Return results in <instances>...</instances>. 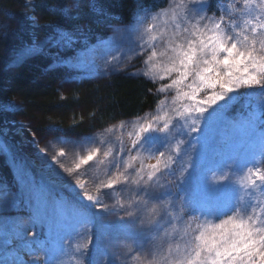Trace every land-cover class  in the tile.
I'll use <instances>...</instances> for the list:
<instances>
[{"label":"snow or ice","instance_id":"obj_1","mask_svg":"<svg viewBox=\"0 0 264 264\" xmlns=\"http://www.w3.org/2000/svg\"><path fill=\"white\" fill-rule=\"evenodd\" d=\"M87 3L99 17L95 23H103L102 18L118 21L108 24L118 40L90 46L86 25L79 23L81 0L53 5L49 11L71 27L49 21L50 35L39 39L33 33L30 42L13 49L10 66L48 55L49 48L64 51L80 44L99 55L107 53L109 42L118 43L123 46L121 61L127 62L113 63L109 56L104 75L126 71L134 59L142 58V69L129 75L158 84L149 92L163 95L143 116L90 133L71 135L55 124L49 126L62 146L50 161L47 147L39 148L44 154L42 168L50 182L62 183L72 198L54 192L50 183H38L28 163L13 153L29 213L16 218L6 233L5 245L12 239L18 242L11 264H118L119 257L126 258L122 249L128 242L145 256L154 255L161 228L170 240L178 238L167 264H264V0H134L127 23L107 13L99 0ZM29 19L33 28L38 26L34 14ZM8 35V26L0 24V36ZM54 55L50 70L69 59L84 62L75 53ZM242 97V111L234 112ZM10 107L19 110L15 105L0 110ZM223 127L232 136L216 147ZM32 135L38 144L36 133ZM0 149L7 152L9 146L0 142ZM69 153L74 161L66 167L61 158ZM90 162H95L98 173L91 178L93 189H87L81 178ZM208 168H219L221 174L208 187L195 185L198 174ZM230 178L238 186L234 197L228 189ZM104 190L119 191L120 197L111 205L104 203ZM19 204L15 194L0 188V225L8 224L11 210ZM90 207L122 213L99 225L94 249L89 225L97 221ZM68 208L70 214L64 211ZM42 232L46 240L39 239ZM0 264L10 262L0 258Z\"/></svg>","mask_w":264,"mask_h":264},{"label":"trees","instance_id":"obj_2","mask_svg":"<svg viewBox=\"0 0 264 264\" xmlns=\"http://www.w3.org/2000/svg\"><path fill=\"white\" fill-rule=\"evenodd\" d=\"M72 2L74 0H32L29 4L24 0H0V24L7 25L9 29L6 38L0 36V106H11L13 102H18L21 105L20 114L37 128L49 129L50 125L55 124L65 129L69 127L65 124L66 120L70 119L74 133L133 119L154 109L155 102L162 97L153 95L149 89L155 92L158 84L142 76L129 75L133 72L131 69L114 72L96 81L86 80L62 94L59 83L73 73L63 64L53 70L48 68L49 62L51 64L55 59L54 53L33 57L18 67L10 66L13 49L30 42L33 33L40 39L50 35L49 21L71 27L65 18L54 15L49 9L53 5L70 6ZM99 3L107 13L117 16L124 23L132 18L134 0H99ZM79 11L82 16L79 23L86 25L85 31H88L90 39H105L108 24L118 22L102 18L103 23H95L99 17L89 11L87 0H81ZM30 13L37 16L38 26L35 28L25 18ZM9 15H16V18L11 20ZM52 51L59 52L61 57L69 55V50L60 51L55 48ZM243 103L242 97L233 111H242ZM15 111L10 107L4 114L1 113L0 123L14 117ZM81 112L83 114L80 117ZM204 171L206 169L198 174L195 185L200 186L202 177H208ZM208 218L213 223L217 219L214 216Z\"/></svg>","mask_w":264,"mask_h":264},{"label":"rangeland","instance_id":"obj_3","mask_svg":"<svg viewBox=\"0 0 264 264\" xmlns=\"http://www.w3.org/2000/svg\"><path fill=\"white\" fill-rule=\"evenodd\" d=\"M24 1L26 2V0ZM32 14L34 13L28 14V16H25V18L29 19V16ZM9 18H11L12 20V18H16V15L14 16L9 15ZM107 31H108L107 37L105 39H102L103 41H109L113 39L118 40V36L110 28H107ZM98 41H101V40L98 39L97 37L90 39V46L97 44ZM109 46H110V49L107 51L106 54L101 53L99 55L94 54L91 51L83 50L80 44H78V46L76 45L73 49H69V55L66 57H72L73 53H75V55L80 57L84 62L83 64H77L75 60L69 59L67 64L62 65L68 70H71L73 74H70V77L68 79L61 80V82L59 83L61 93L62 94L68 93L71 90V88H73L78 83H82L86 80L91 81L89 79H94L96 81L106 76L104 75V73L107 71V69L105 68L104 65H105V60L109 56L113 58V63H116L117 61H120L121 64L127 62V61H121V51L123 48L122 45L118 43L114 44L112 42H109ZM54 49L55 48H49L48 52L52 54L57 53L55 51H52ZM54 54L53 56L55 57ZM128 69H131L132 71H136L137 69H142V58L134 59L131 62V66L128 67ZM82 78H87V79H82ZM162 95L163 94H161V97ZM13 105L18 106L19 110L21 109V105L18 102H13ZM19 110L15 111V113L13 114L14 117H9V120L5 119L0 123V136H1L0 142H6L7 145L9 146V151L7 152H5L3 149H0V188L7 189L10 195L15 194L20 200L19 207L11 210L9 214L8 224L0 225V258L7 259L10 262V264H11V261L16 259V256H17L16 245L18 242L15 239H12V242L10 244L5 245L4 241L9 238V236L6 235V233L11 232L13 225H14V220L16 218L18 217L26 218L29 213V208L26 203L27 198L24 195L25 186L21 180V176L18 171L17 165L13 162V153L17 154L19 157L23 158L28 163L29 167L31 168V173L35 177L38 183L41 181H44L45 183H50V186L54 192H56L60 196H63L66 198H72V192H70L66 187H64L62 183H59V182L51 183L50 174L47 172V170L42 168V164H43L42 157L44 156V154L39 152V148L47 147L48 149L47 160L50 161L51 155L55 154L56 150L62 145L55 142L54 138L51 136L49 132V129L37 128L32 121L22 116ZM1 113L4 114V111L0 110V114ZM82 114L83 113L81 112L80 117L82 116ZM132 120H134V118L133 119L131 118L125 121H132ZM116 123H113V124H116ZM65 124L69 126V127H66L65 130H67L69 134L71 135L90 133V132L97 130V129H93L91 131L83 130V131L74 133V131L72 130L73 127L70 125V119H67ZM107 126H110V125H107ZM33 132L36 133V137L39 141L38 144L34 143L33 141V135H32ZM231 136H232V131L229 128L227 127L221 128L217 134L216 147H223L224 143H226L227 140ZM61 159L66 167H71L74 161V156L71 153H69L67 158H61ZM154 162H155L154 160L145 161L146 164L154 163ZM90 164L92 165L91 167L84 166V168H87V172L81 176V178L86 183L87 189L94 188L95 185L92 182L91 178L94 175L98 174L95 171V162H90ZM56 167L61 175H66L63 173L62 170L59 169L58 165ZM216 169L217 168H208L206 169V171H204L205 173H207L208 177L206 178L202 177L203 180H202V183H200V187H208L209 185L212 184L213 177L221 174V169L219 168L217 170ZM207 178L208 180L206 181ZM233 179L234 178H230L228 182V189H229L230 195L234 197L238 191V186L232 182ZM74 191H78V189L73 188V192ZM104 192H106L107 195L102 194L101 200L104 203H107L110 205L112 204L113 201H115L116 199L120 197L119 191L113 192L109 190H104ZM174 192L179 195L184 194L182 190L180 189H174ZM173 199H175V196L173 197ZM83 203H88V202L83 201ZM57 211H59V209H57ZM64 211L68 214L71 213L70 208L65 209ZM224 211H227V208H225ZM89 212L93 217H95L97 221L95 225H89L90 234L93 237V243L90 245V249H94L96 247V241L100 236L99 225L104 220L116 219V216L122 215V213H115L114 209H112L111 207L109 208L108 212H104L103 210L98 209V208L90 207ZM189 215H197V213L190 212ZM228 215H231V212H228ZM223 218H224L223 215L219 216V219H223ZM200 219L204 220L205 217L201 215ZM207 219L209 218L207 217ZM219 219H216L214 223H218ZM27 239H31V237H28ZM39 239L46 240L47 239L46 232H42ZM76 239L78 238H74V243L76 242ZM68 264H73V262L69 261Z\"/></svg>","mask_w":264,"mask_h":264},{"label":"clouds","instance_id":"obj_4","mask_svg":"<svg viewBox=\"0 0 264 264\" xmlns=\"http://www.w3.org/2000/svg\"><path fill=\"white\" fill-rule=\"evenodd\" d=\"M155 239L158 248L154 255L145 256L143 252L135 250L134 244L128 242L122 249L126 253V258L119 257L118 264H167V258L175 253L178 238L170 240L165 229L161 228Z\"/></svg>","mask_w":264,"mask_h":264}]
</instances>
